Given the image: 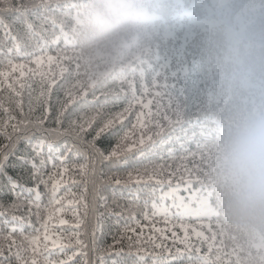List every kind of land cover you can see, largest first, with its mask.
<instances>
[{
    "label": "snow or ice",
    "instance_id": "6c2138e0",
    "mask_svg": "<svg viewBox=\"0 0 264 264\" xmlns=\"http://www.w3.org/2000/svg\"><path fill=\"white\" fill-rule=\"evenodd\" d=\"M70 11L0 3V264H218L205 137L181 110L178 66L158 59L118 89L85 84L59 19Z\"/></svg>",
    "mask_w": 264,
    "mask_h": 264
},
{
    "label": "clouds",
    "instance_id": "9594fccd",
    "mask_svg": "<svg viewBox=\"0 0 264 264\" xmlns=\"http://www.w3.org/2000/svg\"><path fill=\"white\" fill-rule=\"evenodd\" d=\"M152 0H86L93 56L121 54L141 39ZM221 91L235 101L213 159L221 211L264 233V0H212L203 21Z\"/></svg>",
    "mask_w": 264,
    "mask_h": 264
},
{
    "label": "trees",
    "instance_id": "16d2710c",
    "mask_svg": "<svg viewBox=\"0 0 264 264\" xmlns=\"http://www.w3.org/2000/svg\"><path fill=\"white\" fill-rule=\"evenodd\" d=\"M5 2L11 0H0V3ZM59 2L71 6L70 14L59 19L72 35L73 48L69 54L73 57L78 79L85 84L94 83L98 88L106 91L118 89L122 82L134 76L139 77L141 71L148 70L158 59L167 58L178 66L186 86L181 110L186 119L199 122L205 137V150L198 163L212 205L217 211L213 223L219 248L213 253V257L217 259L218 264H264V233H256L224 217L221 211L222 197L214 182L215 150L236 102L224 94L218 86L212 62L211 44L203 26V21L212 6V0H152V14L141 39L131 44L121 54L106 57L93 56L89 53L88 36L84 25L86 0H59ZM160 83L163 84L162 79ZM149 87L151 89V84ZM151 90L156 91V89ZM159 90L163 91V89ZM145 99L153 100L154 104L158 100L160 103H167L166 97L160 100L149 95ZM176 163L179 164V161ZM185 163L191 167L194 162ZM113 175L122 178L124 172L114 170ZM112 187L118 186L112 185ZM108 194L105 191V195ZM200 223L207 221L186 222L187 226L195 228H199ZM143 227L144 234L149 235L148 229L151 226L145 223ZM156 227L170 228L171 225L157 221ZM168 235L167 243L170 244L171 235L170 233ZM180 235L182 236V232ZM84 238L88 239L87 236ZM99 243L102 245L112 243L111 236L100 238Z\"/></svg>",
    "mask_w": 264,
    "mask_h": 264
},
{
    "label": "rangeland",
    "instance_id": "374dc122",
    "mask_svg": "<svg viewBox=\"0 0 264 264\" xmlns=\"http://www.w3.org/2000/svg\"><path fill=\"white\" fill-rule=\"evenodd\" d=\"M212 207H213V209H214V214H216L217 213V211L215 210V208H214V206L212 205Z\"/></svg>",
    "mask_w": 264,
    "mask_h": 264
}]
</instances>
